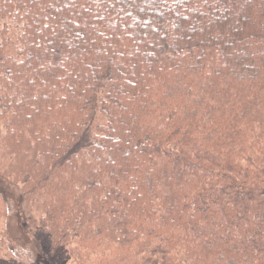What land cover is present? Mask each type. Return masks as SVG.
Listing matches in <instances>:
<instances>
[{
    "label": "trees",
    "instance_id": "16d2710c",
    "mask_svg": "<svg viewBox=\"0 0 264 264\" xmlns=\"http://www.w3.org/2000/svg\"><path fill=\"white\" fill-rule=\"evenodd\" d=\"M0 126L5 264H264V0H0Z\"/></svg>",
    "mask_w": 264,
    "mask_h": 264
},
{
    "label": "rangeland",
    "instance_id": "374dc122",
    "mask_svg": "<svg viewBox=\"0 0 264 264\" xmlns=\"http://www.w3.org/2000/svg\"><path fill=\"white\" fill-rule=\"evenodd\" d=\"M0 185L1 188H6L2 183ZM12 193L11 190L6 191L8 197L14 198L7 202L8 208L5 217H0V264H5L9 261L28 263L29 260L24 257L27 254L31 255H29L30 259L34 257L29 250V242L31 241L29 234L32 232L31 229L36 226L38 218L41 215V211L36 207L39 206V203L31 206V208L28 207L32 212L28 215L27 220L25 214H22V211L19 210L15 195ZM20 209H22L21 206ZM30 218L34 221L33 225L29 223ZM65 264L71 263L67 261Z\"/></svg>",
    "mask_w": 264,
    "mask_h": 264
}]
</instances>
